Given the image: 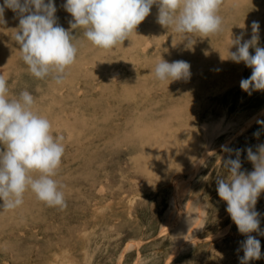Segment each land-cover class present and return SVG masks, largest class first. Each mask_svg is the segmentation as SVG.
Listing matches in <instances>:
<instances>
[{
  "label": "rangeland",
  "instance_id": "rangeland-1",
  "mask_svg": "<svg viewBox=\"0 0 264 264\" xmlns=\"http://www.w3.org/2000/svg\"><path fill=\"white\" fill-rule=\"evenodd\" d=\"M59 1L54 0L60 8L55 13L57 23L68 28L78 47L75 64L69 66L73 69H66L60 85L50 76L41 80L30 75L20 59V47L13 39L18 14L6 8L5 22L0 21V75L8 82L10 98L29 91L36 98L34 110L51 122L54 136L63 137L65 151L53 179L65 192L66 202L63 208L49 207L28 190L15 211L0 209V264H241V243L247 237L239 233L226 211L227 203L218 196L217 179L229 177L224 161L236 159L237 150L241 171H253L247 150L257 153L264 145V124L259 123L264 121V91L242 90L240 82L252 70L229 58V52L236 51L232 43L237 37H242L241 43L252 38L253 22L259 24L257 46L264 47V0H223L218 13L223 30L207 37L160 26L154 4L152 17L148 15L124 45L103 51L83 37V28L71 29L73 18L63 7L66 0ZM249 52L254 55L255 47ZM161 59L187 62L189 77L157 80L154 68ZM113 141L117 147H111ZM197 204L202 214L196 211ZM255 210L260 214L259 232L251 235L260 241L261 258L248 264H264V234H260L264 233V192Z\"/></svg>",
  "mask_w": 264,
  "mask_h": 264
},
{
  "label": "clouds",
  "instance_id": "clouds-1",
  "mask_svg": "<svg viewBox=\"0 0 264 264\" xmlns=\"http://www.w3.org/2000/svg\"><path fill=\"white\" fill-rule=\"evenodd\" d=\"M222 3L223 0H66L63 7L73 18L71 29L83 28L84 37L94 47L110 50L136 32L154 4L159 9L157 22L176 33L205 37L218 34L223 30L218 14ZM6 8L19 16L14 38L29 73L41 80L50 76L61 84L66 69L76 60L78 48L73 35L58 25L54 0H4L0 5L2 22ZM252 31V38L243 43L242 37H237L232 43L236 51L229 52L232 61L243 62L252 70L251 76L240 82L241 89L249 94L264 91V47L257 46V22H253ZM251 47H255L254 55L249 52ZM189 75L190 65L183 60L169 63L161 59L154 68V76L161 82ZM7 83L0 75V209L21 206L28 190L49 207H66L64 193L53 179L65 151L63 137L54 136L51 122L34 110L35 100L29 91L10 98ZM236 154V159L224 161L230 175L217 179V193L227 203L226 211L239 233L247 237L241 243L240 260L248 264L261 258L260 241L251 233L259 232L260 214L255 205L264 192V145L257 153L247 150V159L254 166L247 174L241 171L239 150ZM33 173L38 175L34 177Z\"/></svg>",
  "mask_w": 264,
  "mask_h": 264
},
{
  "label": "bare ground",
  "instance_id": "bare-ground-1",
  "mask_svg": "<svg viewBox=\"0 0 264 264\" xmlns=\"http://www.w3.org/2000/svg\"><path fill=\"white\" fill-rule=\"evenodd\" d=\"M55 1H56V0H55ZM58 2H60V1L58 0ZM62 2H63V0H62ZM54 4H55V3H54ZM56 4H57V2H56ZM56 8H57V7H56ZM59 10H60V8H59ZM59 10H57V11H59ZM157 10H158V9H155V11H157ZM150 11H151V10H150ZM255 11H256V10H255ZM66 13H67V12H66ZM66 13H65V11H64V14H66ZM156 13H158V12H156ZM67 14H68V13H67ZM67 14H66L65 16H67ZM12 15L16 16L15 14H12ZM12 15H11V16H12ZM58 15H59V14H58ZM61 15H62V14H61ZM149 15H150V13H149ZM151 15H152V14H151ZM151 15H150V16H151ZM154 15H155V14H154ZM17 16H18V15H17ZM151 17H152V16H151ZM151 17H150V18H151ZM62 18H63V17H62ZM66 18H67V17H66ZM156 18H157V17H156ZM13 19H14V17H13ZM4 20H5V19H4ZM69 20H70V19H69ZM69 20H68V21H69ZM154 20H155V19H153V22H155ZM260 20H261V19H260ZM60 21H61V20H60ZM66 21H67V20H66ZM68 21H67V24H68ZM4 22H5V21H4ZM10 22H11V20H10ZM64 22H65V21H64ZM69 22H70V21H69ZM144 22H145V21H144ZM144 22H143V23H144ZM14 23H15V22H13V24H14ZM60 23H61V22H60ZM13 24H10L9 27H11V25H13ZM62 24H63V23H62ZM141 24H142V23H141ZM146 24H147V23H146ZM150 24H151V22H150ZM153 24H154V23H153ZM2 25H3V24H2ZM18 25H19V24H18ZM18 25H17V26H18ZM60 25H61V24H60ZM68 25H69V24H68ZM147 25H148V24H147ZM17 26H16V27H17ZM160 26H161V25H160ZM9 27H8V28H9ZM62 27H63V26H62ZM153 27H154V26H153ZM153 27H152V28H153ZM157 27H158V26H157ZM14 28H15V26H14ZM152 28H151V29H152ZM4 29H6V28L4 27ZM138 29H140V28H138ZM6 30H7V29H6ZM11 30H12V27H11ZM67 30H68V28H67ZM141 30H142V29H141ZM3 31H4V30H3ZM3 31H2V33H3ZM250 31H251V30H250ZM146 32H148V31H146ZM151 32H152V31H151ZM159 32L162 33V30L159 31ZM248 32H249V31H248ZM4 33H5V32H4ZM4 33H3V34H4ZM148 33H149V32H148ZM173 33H174V32H173ZM14 34H15V33H14ZM143 34H144V33H143ZM162 34H163V33H162ZM142 36H144V35H142ZM156 36H157V35H156ZM6 37H7V36H6ZM83 37H84V36H83ZM133 37H134V36H133ZM84 38H85V37H84ZM151 38H152V36H151ZM163 38H164V36H163ZM163 38H162V40H164ZM13 39L15 40V38H13ZM132 39H133V38H132ZM144 39H145V37H144ZM144 39H143V40H144ZM153 39H154V38H153ZM155 39H156V38H155ZM4 40H5V39H4ZM10 40H11V39H10ZM78 40H79V39H78ZM6 41H8V40H6ZM129 41H130V40H129ZM1 42H2V40H1ZM8 42H9V41H8ZM76 42H77V41H76ZM76 42H75V43H76ZM133 42H134V40H133ZM141 42H142V40H141ZM9 43H10V42H9ZM83 43H84V42H83ZM129 43H131V42H129ZM146 43H147V42H146ZM148 43H150V42H148ZM5 44H6V43H5ZM81 44H82V43H81ZM125 44H126V43H125ZM132 44H133V43H132ZM132 44H131V45H132ZM0 45H1V44H0ZM123 45H124V44H123ZM131 45H130V46H131ZM146 45H147V44H146ZM1 46H2V45H1ZM7 46H8V45H7ZM78 46H79V45H78ZM161 46H162V45H161ZM83 47H85V46H83ZM124 47H125V46H124ZM126 47H127V46H126ZM131 47H132V46H131ZM137 47H138V46H137ZM141 47H142V46H141ZM156 47H157V46H156ZM7 48L10 49V47H7ZM77 48H78V47H77ZM119 48H120V46H119ZM2 49H4V48H2ZM94 49H96V48H94ZM97 49L99 50V48H97ZM123 49H124V48H123ZM132 49H133V47H132ZM153 49H155V48H153ZM0 50H1V49H0ZM17 50H18V49H17ZM100 50H101V48H100ZM142 50H143V49H142ZM4 51H5V49H4ZM102 51H103V49H102ZM140 51H141V50H140ZM9 52H10V51H9ZM16 52H17V51H16ZM100 52H101V51H100ZM100 52H99V53H100ZM104 52H105V51H104ZM108 52H109V51H107L106 53H108ZM112 52H113V51H112ZM168 52H169V51H168ZM196 52H197V51H196ZM102 53H103V52H102ZM161 53H162V52H161ZM197 53H198V52H197ZM5 54H6V52H5ZM5 54H3L4 57H5ZM17 54H18V52H17ZM77 54H78V53H77ZM110 54H112V53H110ZM102 55H103V54H102ZM107 55H108V54H107ZM157 55H158V53H157ZM216 55H217V54H216ZM220 55H221V54H220ZM220 55H219L218 57H220ZM0 56H1V54H0ZM8 56H9V55H8ZM99 56H100V55H99ZM99 56H98V58H99ZM161 56H162V55H161ZM1 57H2V56H1ZM76 57H77V56H76ZM91 57H92V56H91ZM119 57H120V56H118V58H119ZM133 57H134V55H133ZM133 57H132V58H133ZM150 57H152V56H150ZM150 57H149V58H150ZM79 58H81V57H79ZM79 58H78V59H79ZM93 58H94V57H93ZM93 58H92V59H93ZM221 58H222V57H220V59H221ZM10 59H11V58H10ZM18 59H19V58H18ZM20 59H22V58H20ZM82 59H83V58H82ZM92 59H91V60H92ZM109 59H111V58H109ZM145 59H147V58H145ZM150 59H152V58H150ZM201 59H202V57H201ZM5 60H6V59H5ZM15 60H17V58H16ZM114 60L116 61V59H114ZM143 60H144V59H143ZM152 60H153V59H152ZM171 60H172V59H171ZM75 61H76V60H75ZM85 61H86V60H85ZM85 61H84V62H85ZM93 61H94V60H93ZM106 61H107V60H106ZM218 61H219V60H218ZM82 62H83V61H82ZM82 62H81V63H82ZM88 62H89V61H88ZM108 62H110V61H108ZM134 62L139 63V62H137V61H134ZM171 62H172V61H171ZM173 62H174V61H173ZM1 63H2V62H1ZM20 63H21V62H20ZM112 63H113V62H112ZM136 63H135V64H136ZM149 63H150V62H149ZM154 63H155V62H154ZM74 64H75V62H74ZM83 64H84V63H83ZM85 64H88V63L85 62ZM89 64H90V63H89ZM91 64L93 65V63H91ZM110 64H111V63H110ZM121 64H122V63H121ZM141 64H142V63H141ZM151 64H152V63H151ZM200 64H202V62H201ZM4 65H8V64H4ZM9 65H10V63H9ZM18 65H19V64H18ZM77 65H78V64H77ZM104 65H105V64H104ZM136 65H139V64H136ZM0 66H1V65H0ZM2 66H3V65H2ZM83 66H84V65H83ZM111 66H112V65H111ZM124 66H125V65H124ZM143 66H144V65H143ZM150 66H151V65H150ZM13 67H14V66H13ZM75 67H76V66H75ZM93 67H95V65H94ZM96 67H97V65H96ZM99 67H100V66H99ZM105 67H106V65H105ZM133 67H134V66H133ZM147 67H148V66H147ZM204 67H205V65H204ZM204 67H203V68H204ZM4 68H5V66H4ZM14 68H15V67H14ZM17 68H18V67H17ZM21 68H22V67H21ZM21 68H19V69H21ZM68 68H71V67H68ZM68 68H67V69H68ZM113 68H114V67H113ZM128 68H129V67H128ZM23 69H24V68H23ZM71 69H73V68H71ZM78 69H79V68H78ZM84 69H85V68H84ZM101 69H102V68H101ZM107 69H108V68H107ZM144 69H145V68H144ZM8 70H9V69H8ZM98 70H99V69H98ZM9 71H10V70H9ZM71 71H72V70H71ZM81 71H82V70H81ZM86 71H87V70H86ZM103 71H105V70H103ZM138 71H139V70H138ZM145 71H146V70H145ZM15 72H17V70H16ZM15 72L13 71L14 74H15ZM192 72H193V71H192ZM76 73H77V72H76ZM190 73H191V71H190ZM197 73H198V72H197ZM90 74H91V73H90ZM112 74H114V73H112ZM117 74H118V73H117ZM141 74H142V73H141ZM144 74H145V73H144ZM30 75H31V74H30ZM77 75H78V73H77ZM86 75H88V74H85V76H86ZM95 75H96V74H95ZM102 75H103V74H102ZM104 75H106V74H104ZM202 75H203V74H202ZM202 75H201V76H202ZM216 75H217V73H216ZM12 76H13V74H12ZM69 76H70V75H69ZM81 76H82V75H81ZM96 76H97V75H96ZM96 76H95V77H96ZM141 76L143 77V75H141ZM87 77H89V76H87ZM90 77H91V76H90ZM92 77H94V76H92ZM105 77H106V76H105ZM117 77H118V75H117ZM138 77H139V76H138ZM138 77H137V78H138ZM152 77H153V76H152ZM49 78H51V77H49ZM108 78H109V77H108ZM202 78H203V77H202ZM82 79H83V78H82ZM92 79H93V78H92ZM92 79H91V81H92ZM141 79H142V78H141ZM49 80H50V79H49ZM49 80H47V81H49ZM87 80H88V79H87ZM109 80H110V79H109ZM102 82H103V81H102ZM141 82H142V81H141ZM141 82L138 81V83H141ZM25 83H26V82H25ZM65 83H66V82H64V84H65ZM67 83H69V82H67ZM104 83H105V82H104ZM138 83H137V84H138ZM143 83H144V82H143ZM128 84H129V83H128ZM135 84H136V82H135ZM137 84H136V85H137ZM48 85H49V84H48ZM52 85H53V83H52ZM59 85H60V84H59ZM102 85H103V84H102ZM111 85H112V84H111ZM126 85H127V84H126ZM130 85H131V84H130ZM130 85H129V86H130ZM133 85H134V84H133ZM138 85H139V84H138ZM50 86H51V85H50ZM70 86H71V85H70ZM88 86H89V85H88ZM103 86H104V85H103ZM118 86H119V85H118ZM141 86H142V84H141ZM145 86H146V85H145ZM161 86H162V85H161ZM15 87H16V86H15ZM53 87H54V86H53ZM76 87H77V86H76ZM86 87H87V85H86ZM125 87H126V86H125ZM137 87H138V86H137ZM162 87H163V86H162ZM19 88H20V87H19ZM60 88H61V87H60ZM60 88H58V89H60ZM131 88H132V87H131ZM180 88H181V87H180ZM180 88H178V89H180ZM9 89H10V88H9ZM35 89H36V88H35ZM51 89H52V88H51ZM70 89H71V88H70ZM91 89H94V88H90V90H91ZM101 89H102V88H100V90H101ZM104 89H105V88H104ZM106 89H109V88H106ZM165 89H167V88H165ZM46 90H47V89H46ZM49 90H50V89H49ZM53 90H54V88H53ZM75 90H76V89H75ZM86 90H87V89H86ZM109 90H110V89H109ZM168 90H169V88H168ZM36 91H37V90H36ZM50 91H52V90H50ZM61 91H62V89H61ZM72 91H73V89H72ZM82 91H83V89H82ZM82 91H81V92H82ZM104 91H106V90H104ZM53 92H54V91H53ZM79 92H80V91H79ZM86 93H87V92H86ZM102 93H103V92H102ZM10 94H11V93H10ZM55 94H56V92H55ZM55 94H54V95H55ZM68 94H69V93H68ZM75 94H76V93H75ZM131 94H132V93H131ZM39 95H41V94H39ZM70 95H71V94H70ZM124 95H125V94H124ZM65 96H66V95H65ZM73 96H74V94H73ZM55 97H56V96H55ZM70 97H71V96H70ZM70 97H69V99H70ZM74 97H75V96H74ZM34 98H35V97H34ZM82 98H83V97H82ZM146 98H147V97H146ZM35 99H36V98H35ZM60 99H61V98H60ZM62 99H64V98H62ZM69 99H68V100H69ZM108 99H109V98H108ZM72 100H73V99H71V101H72ZM80 100H81V99H80ZM82 100L85 101V99H82ZM63 101H64V100H63ZM69 101H70V100H69ZM164 101H165V100H164ZM160 102H161V101H160ZM64 103H65V102H64ZM77 103H78V102H77ZM82 103H83V102H82ZM71 104H73V102H72ZM154 104H156V103H154ZM169 104H170V103H169ZM175 104H176V103H175ZM45 105H46V104H45ZM58 105H59V104H58ZM66 105H67V104H66ZM42 106H43V107H42ZM42 106H41V107L44 109V105H42ZM56 106H57V104H56ZM37 107H38V106H37ZM53 107H54V106H53ZM67 107H68V106H67ZM67 107H66V108H67ZM77 107H78V106H77ZM174 107H175V106H174ZM59 108H60V107H59ZM74 108H75V107H74ZM106 108H108V107H106ZM34 109H35V108H34ZM38 109H39V108H38ZM40 109H41V108H40ZM43 109H42V110H43ZM50 109H51V108H50ZM61 109H62V108H61ZM163 109H164V108H163ZM187 109H188V108H187ZM36 110H37V109H36ZM45 110H46V109H45ZM56 110H57V109H56ZM62 110H63V109H62ZM132 110H133V109H132ZM182 110H183V108H182ZM60 111H61V110H60ZM145 111H146V110H145ZM145 111H144V112H145ZM52 112H55V111L52 110ZM146 112H148V111H146ZM67 113H69V112H67ZM71 113H72V112H71ZM105 113H106V112H105ZM162 113H164V111H163ZM50 114H51V113H50ZM53 114L55 115V114H57V113H53ZM69 114H70V113H69ZM69 114H68V116H69ZM102 114H103V113H102ZM47 115H48V114H47ZM58 115H59V114H58ZM60 115H61V113H60ZM82 115H83V114H82ZM105 115H106V114H105ZM170 115H171V114H170ZM170 115H168L167 117H169ZM174 115H175V113H174ZM178 115H180V114H178ZM44 116H45V115H44ZM80 116H81V115H80ZM88 116H89V115H88ZM88 116H87V117H88ZM92 116H93V115H92ZM175 116H176V115H175ZM77 117H78V116H76L75 118H77ZM83 117H84V116H83ZM163 117H164V116H163ZM172 117H173V116H172ZM55 118H56V117H55ZM169 118H170V117H169ZM253 118H254V117H253ZM50 119H51V118H50ZM78 119H79V118H78ZM84 119L86 120L87 118H84ZM101 119H102V118H100V120H98V121H101ZM144 119H145V118H144ZM147 119H148V118H147ZM167 119H168V118H167ZM230 119H231V118H230ZM67 120H68V119H67ZM85 120H84V121H85ZM104 120H105V119H104ZM248 120H249V119H248ZM248 120H247V121H248ZM54 121H55V120H54ZM250 121H251V120H250ZM252 121H253V120H252ZM252 121H251V122H252ZM140 122H141V121H140ZM170 122H171V121H170ZM231 122H232V121H231ZM248 122H249V121H248ZM82 123H83V122H82ZM101 123H102V122H101ZM159 123H160V122H159ZM159 123H158V124H159ZM63 124H65V123L63 122ZM202 124H203V123H202ZM247 124H248V123H247ZM82 125H83V124H82ZM82 125H81V126H82ZM206 125H207V124H206ZM222 126H223V125H222ZM68 127H69V126H68ZM77 127H78V126H77ZM102 127H103V126H102ZM58 128H59V127H58ZM58 128H57V130H59ZM69 128H70V127H69ZM79 128H80V127H79ZM81 128H83V127H81ZM84 128H85V127H84ZM146 128H147V127H146ZM201 128H202V127H201ZM203 128H204V127H203ZM203 128H202V129H203ZM206 128H207V127H206ZM241 128H243V127H241ZM60 129H61V128H60ZM100 129H101V128H100ZM83 130H84V129H83ZM86 130H87V129H86ZM193 131H194V130H193ZM243 131H244V130H243ZM243 131H242V132H243ZM78 133H80V132H78ZM81 133H85V132H81ZM90 134H91V133H90ZM130 134H131V133H130ZM153 134H155V133H153ZM238 134H240V133L238 132ZM57 135H58V134H57ZM82 135H83V134H82ZM119 135H120V134H119ZM88 136H89V135H88ZM116 136H117V135H116ZM116 136H115V137H116ZM121 136H123V135H121ZM167 136H168V135H167ZM193 136L195 137V135H193ZM233 136H236V135L233 134ZM69 137H70V136H69ZM82 137H85V136H82ZM89 137H90V136H89ZM113 137H114V136H113ZM124 137H125V136H124ZM150 137H152V136H150ZM125 138H126V137H125ZM189 138H191V137H189ZM67 139H68V138H67ZM118 139H119V138H118ZM121 139H122V138H121ZM126 139H127V138H126ZM131 139H132V142H133V136H131ZM148 139H149V138H148ZM193 139H194V138H193ZM193 139H192V140H193ZM76 140H77V139H76ZM84 140H87V139H84ZM109 140H110V139H109ZM165 140H166V138H165ZM165 140H164V141H165ZM62 141H63V140H62ZM73 141H74V140H73ZM114 141H115V140H114ZM114 141H113V145L111 146L112 148H114L113 146H116V147H117V145H114ZM116 141H117V143H118V140H116ZM119 141H120V140H119ZM124 141H125V140H124ZM134 141H135V140H134ZM196 141H197V140H196ZM68 142H69V141H68ZM68 142H67V144L70 145ZM74 142H75V141H74ZM77 142H79V141L77 140ZM84 142H85V141H84ZM90 142H91V141H90ZM110 142H111V141H110ZM110 142H109V143H110ZM122 142H123V141H122ZM125 142H126V141H125ZM130 142H131V140H130ZM200 142H201V141H200ZM65 143H66V142H65ZM80 143H83V142H80ZM117 143H116V144H117ZM126 143H127V142H126ZM67 144H65V145H67ZM105 144H106V143H105ZM118 144H119V143H118ZM124 144H125V143L123 142V145H124ZM171 144H172V143H171ZM106 145H107V144H106ZM121 145H122V144H120V145H118V146H121ZM209 145H210V144H209ZM84 146H85V145H84ZM103 146H104V145H103ZM186 146H187V145H186ZM78 147H79V146H78ZM101 147H102V146H101ZM101 147H100V148H101ZM111 147H110V148H111ZM155 147H156V146H155ZM176 147H177V146H176ZM179 147H180V146H179ZM76 148H77V147H76ZM79 148H81V147H79ZM84 148H87V145H86ZM84 148H83V149H84ZM102 148H103V147H102ZM102 148H101V149H102ZM105 148H107V147H105ZM110 148H108V149H110ZM153 148H154V147H152L151 149H153ZM186 148H187V147H186ZM70 149H71V148H70ZM97 149H98V148H97ZM103 149H104V148H103ZM151 149L148 148V151L151 150ZM175 149H176V148H175ZM184 149H185V148H184ZM79 150H80V149H79ZM79 150H77V151H79ZM106 150H107V149H106ZM204 150H205V148H204ZM70 151H71V150H70ZM81 151H82V149H81ZM81 151H80V152H81ZM84 151H85V150H83V152H84ZM93 151H94V150H93ZM109 151H111V149H110ZM120 151H121V148H120ZM153 151H154V150H153ZM173 151H174V150H173ZM175 151H176V150H175ZM206 151H207V150H206ZM71 152H72V151H71ZM91 152H92V150H91ZM91 152H90V153H91ZM105 152H106V151H105ZM165 152H167V151H165ZM201 152H202V151H201ZM204 152H205V151H204ZM69 153H70V152H69ZM134 153H136V151H135ZM138 153H139V152H138ZM70 154H71V153H70ZM81 154H82V152H81ZM95 154H96V153H95ZM129 154H131V153H129ZM158 154H159V153H158ZM166 154H167V153H166ZM166 154H165V155H166ZM71 155H72V154H71ZM74 155H75V154H74ZM76 155H77V152H76ZM99 155H100V154H99ZM88 156H89V155H88ZM88 156H87V158H89ZM94 156H95V155H94ZM100 156H101V155H100ZM110 156H111V155H110ZM201 156H203V155H201ZM98 157H99V156H98ZM205 157H206V156H205ZM75 158H76V157H74V159H75ZM202 158H203V157H202ZM70 159H71V157H70ZM74 159H72V161H73ZM94 159H96V157H95ZM94 159H93V160H94ZM100 159H101V158H100ZM165 159H166V158H165ZM63 160H64V159H63ZM66 160H67V159H66ZM84 160H86V159H84ZM89 160H90V159H89ZM93 160H91V161H93ZM98 160H99V159H98ZM104 160H105V159H104ZM163 160H164V159H163ZM171 160H172V159H171ZM202 160H203V159H202ZM86 161H87V160H86ZM86 161H85V162H86ZM91 161H90V162H91ZM94 161H95V160H94ZM197 161H198V160H197ZM200 161H201V160H200ZM70 162H71V161H70ZM161 162H162V161H161ZM82 163H83V161H82ZM86 163H87V162H86ZM94 163H95V162H94ZM109 163H110V162H109ZM112 163H114V162H112ZM197 164H198V163H197ZM78 165H79V164H78ZM78 165H77V166H78ZM84 165H85V164H84ZM84 165H83V166H84ZM94 165H95V164H94ZM101 165H102V164H101ZM107 165H108V164H107ZM159 165H160V164H159ZM85 166H86V165H85ZM90 166H91V164H90ZM95 166H96V165H95ZM108 166H109V165H108ZM110 166H111V165H110ZM198 166H199V165H198ZM101 167H102V166H101ZM101 167H98V168L101 169ZM74 168H75V167H74ZM84 168H86V167H84ZM84 168H83V169H84ZM90 169H91V168H90ZM153 169H154V168H153ZM192 169H193V168H192ZM196 169H197V168H196ZM68 171H69V170H68ZM120 172H121V171H120ZM174 172H175V171H174ZM189 172H191V171H188V175L190 174ZM194 172H195V171H194ZM66 173H67V171H66ZM76 174H77V173H76ZM81 174H82V173H81ZM192 174H193V173H192ZM77 175H78V174H77ZM107 176H108V175H107ZM191 176H192V175H190V177H191ZM190 177H189V178H190ZM185 178H186V177H185ZM70 179H71V178H70ZM116 180H117V179H116ZM58 181H59V180H58ZM95 181H96V180H95ZM86 183H87V182H86ZM96 183H97V182H96ZM107 183H108V182H107ZM189 183H190V182H189ZM100 184H101V183H100ZM103 189H104V188H103ZM103 189H102V190H103ZM188 189H189V188H188ZM98 191H99V190H98ZM64 193H65V192H64ZM117 193H118V192H117ZM25 195H26V194H25ZM25 195H24V196H25ZM119 201H120V200H119ZM193 203H194V202H193ZM0 204H1V202H0ZM33 206H34V205H33ZM103 208H104V206H103ZM203 208H204V206H203ZM99 209H100V208H99ZM195 209H196L197 212H199V214H202V210H201L202 208H201L200 206H198V204L195 206ZM2 210H3V209H2ZM22 210H23V209H22ZM24 210H26V209H24ZM203 210H204V209H203ZM9 211L12 212L11 210H9ZM9 211H8V212H9ZM14 211H15V210H14ZM2 212H3V211H2ZM6 212H7V211H6ZM18 212H21V211L18 210ZM24 212H25V211H24ZM3 213L5 214V212H3ZM25 213H27V212H25ZM4 214H3V215H4ZM8 214H9V213H8ZM6 216H7V215H6ZM15 217H16V216H15ZM112 218H113V217H112ZM32 219L35 220L34 218H32ZM179 219H180V218H179ZM0 220H1V219H0ZM2 220H3V219H2ZM4 220H5V219H4ZM16 220H17V219H16ZM20 220H21V219H20ZM42 220H43V219H42ZM179 221H180V220H179ZM15 222H16V221H14V224H15ZM21 222H22V220H21ZM23 222H26V221L24 220ZM4 223H5V222H4ZM6 224H8V223H6ZM7 226H8V225H7ZM7 226H6V227H7ZM118 226H119V225H118ZM9 232H10V231H9ZM12 237H14V236H12ZM196 238H197V237H196ZM203 238H204V237H203ZM140 241H142V240H140ZM191 241H192V240H191ZM56 242H57V241H56ZM186 242H187V241H186ZM189 242H190V241H189ZM2 243H3V242H2ZM139 243H141V242H139ZM139 243H138V244H139ZM184 243H185V242H184ZM98 244H99V243H98ZM179 244H180V243H179ZM139 245H140V244H139ZM137 246H138V245H137ZM93 247H95V246H93ZM100 247H101V246H100ZM120 256H121V255H120ZM120 256H119V257H120ZM27 257H28V256H27ZM119 257H118V258H119ZM39 259H40V258H39ZM40 262H41V261H40ZM81 262H82V261H81ZM6 263H7V262H6ZM164 263H165V262H164ZM3 264H4V263H3ZM45 264H46V263H45ZM173 264H174V263H173Z\"/></svg>",
  "mask_w": 264,
  "mask_h": 264
}]
</instances>
